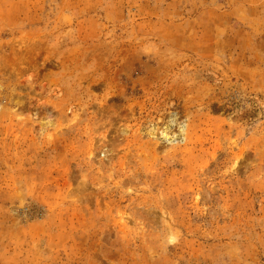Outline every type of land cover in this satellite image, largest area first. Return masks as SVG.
<instances>
[{
    "label": "rangeland",
    "instance_id": "obj_1",
    "mask_svg": "<svg viewBox=\"0 0 264 264\" xmlns=\"http://www.w3.org/2000/svg\"><path fill=\"white\" fill-rule=\"evenodd\" d=\"M0 264H264V0H0Z\"/></svg>",
    "mask_w": 264,
    "mask_h": 264
}]
</instances>
